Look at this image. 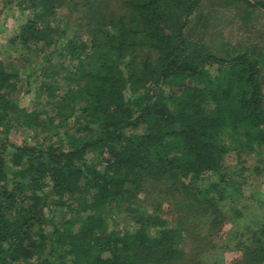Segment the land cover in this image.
Masks as SVG:
<instances>
[{
  "label": "trees",
  "instance_id": "1",
  "mask_svg": "<svg viewBox=\"0 0 264 264\" xmlns=\"http://www.w3.org/2000/svg\"><path fill=\"white\" fill-rule=\"evenodd\" d=\"M205 1L17 0L11 43L48 78L20 109L0 60V264H264L226 163L264 156V56L190 41Z\"/></svg>",
  "mask_w": 264,
  "mask_h": 264
},
{
  "label": "rangeland",
  "instance_id": "2",
  "mask_svg": "<svg viewBox=\"0 0 264 264\" xmlns=\"http://www.w3.org/2000/svg\"><path fill=\"white\" fill-rule=\"evenodd\" d=\"M10 1L11 0H2L0 5V60L17 68L21 83L18 91L12 95V99L19 104L20 109H28L32 106L33 100L36 99L40 85L38 83L48 78L47 75H44V72L41 71V67H39L36 73H32L35 65L37 64L38 66L42 63L44 51L39 50L40 54H32L22 50L19 45L11 43V38L16 35L20 25L25 21V14L27 13L22 10V7L16 5L17 0H12L13 4H11ZM236 2L237 1L234 0L229 3H219L216 0H206L199 12L204 16L208 13L214 16L212 18L213 22L210 24L211 26L208 30L209 33L203 36L200 28H194V35L190 37L189 40L192 41L193 39L195 42L203 40L206 46L211 48V51L216 52L215 54L220 57H224L215 49L216 45L213 41L225 40L226 42L234 43L235 25L232 20L235 19L229 17L228 14L234 15L236 11L235 8L237 7ZM58 20H60V24L65 27L66 19L64 23L62 17H59ZM195 24L196 20L191 21L189 29L194 27ZM223 51L231 55L234 54L233 49H224ZM234 56L235 55H233V57ZM52 61V65L55 67L57 64L63 62L58 56L53 57ZM44 66H46V64ZM30 75L32 78L29 79ZM28 138L29 137L26 135L16 134L12 136V141L20 145L23 142H28ZM232 145L234 146L235 144L233 143ZM237 149H240V145ZM241 152V157L232 153L226 159V163L230 168L229 175H231L242 189L240 195L234 199L236 201V206H244L245 208V217L240 227L247 224L252 225L254 222L264 223V156H260L257 153L252 154V152H249L247 149ZM166 207H168V205H166ZM120 224L122 228L124 224L123 220ZM231 229V225L225 227V231L227 232ZM240 257V253L227 252L225 254V264H233L235 260Z\"/></svg>",
  "mask_w": 264,
  "mask_h": 264
},
{
  "label": "crops",
  "instance_id": "3",
  "mask_svg": "<svg viewBox=\"0 0 264 264\" xmlns=\"http://www.w3.org/2000/svg\"><path fill=\"white\" fill-rule=\"evenodd\" d=\"M236 1L237 7L234 15L228 14L229 17L235 19L232 20L235 25L234 43L214 40L215 49L223 56L231 55L225 53L224 49H233L235 56L242 54H249L253 58L254 56H264V9L253 7L254 0ZM262 80L264 82V67L262 68Z\"/></svg>",
  "mask_w": 264,
  "mask_h": 264
}]
</instances>
